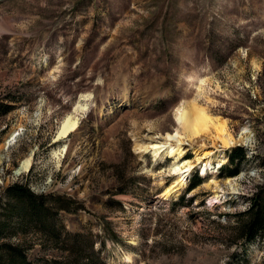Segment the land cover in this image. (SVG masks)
Here are the masks:
<instances>
[{
    "label": "rangeland",
    "instance_id": "1",
    "mask_svg": "<svg viewBox=\"0 0 264 264\" xmlns=\"http://www.w3.org/2000/svg\"><path fill=\"white\" fill-rule=\"evenodd\" d=\"M6 22L0 107L13 109L0 110V202L17 183L59 197L69 210L52 209L38 227L86 235L78 246L90 253L94 241L93 264H264V238L247 246L224 217L264 185V0H0ZM194 100L236 140L247 128L250 142L218 145L224 164L214 157L206 176L198 165L160 198L175 161L136 145L174 133L176 109ZM69 118L79 128L65 136ZM237 148L248 162L221 176ZM196 157L189 149L182 161ZM197 175L203 183L188 193ZM48 233L23 236L30 260L69 264L72 244L48 249Z\"/></svg>",
    "mask_w": 264,
    "mask_h": 264
},
{
    "label": "trees",
    "instance_id": "2",
    "mask_svg": "<svg viewBox=\"0 0 264 264\" xmlns=\"http://www.w3.org/2000/svg\"><path fill=\"white\" fill-rule=\"evenodd\" d=\"M12 106L3 105L1 115H6L12 110ZM247 152L243 148H237L230 154L231 166H224L220 175L223 177H236L241 171V165L248 162ZM203 183L198 175L188 188V193ZM61 199L55 195L35 194L24 184H14L5 190V195L0 202V264H34L29 253L33 248L32 244H27L23 236L34 234L36 231L46 230L38 227L46 221L43 215H49L52 209L58 211L66 210L59 201ZM186 203L185 195L180 198L176 205L184 206ZM69 210V208H67ZM225 219H234L233 230L240 235V238L251 245L259 238H264V185L257 190L251 199L248 208L239 214H225ZM52 217L50 216V219ZM16 220V221H14ZM62 229L64 227L61 226ZM51 230L48 241L51 243L48 249L62 250L61 245L70 242L72 256L67 257L69 264H93L94 256H98L93 251V240H89L91 251L87 253L80 245L86 238L83 234H71L69 232ZM15 240V242H13ZM54 241V242H53ZM104 246L105 242H102ZM85 253V255H84ZM49 264H65L58 260ZM81 262V263H80ZM105 264V263H104Z\"/></svg>",
    "mask_w": 264,
    "mask_h": 264
},
{
    "label": "bare ground",
    "instance_id": "3",
    "mask_svg": "<svg viewBox=\"0 0 264 264\" xmlns=\"http://www.w3.org/2000/svg\"><path fill=\"white\" fill-rule=\"evenodd\" d=\"M9 27V23L7 22L0 24V30L7 31ZM199 90H201V87H199ZM77 110L84 111L86 109L78 105ZM174 117L177 124L174 133H168L165 137L161 138L160 142L153 143L152 145H136L140 153H145V155L151 153L155 158H160L164 155L166 159H173L175 161L171 167V172L177 179L160 195V198H166L171 193L185 188V179L190 176L198 165H201V168L204 167L202 174L206 176L208 169H213L214 157L219 158V160H216L217 164H224L226 159L224 157H217L218 151L215 152V150H218V145H221L222 149L227 150L238 141L246 144L250 142L247 128H243L242 133L238 136L239 139L236 140L227 123L213 116L210 109L201 105L198 100H194L191 105H181L178 107ZM78 128L79 122L69 118L62 134L68 136L76 132ZM14 141L15 138H12L10 144ZM189 149L194 150L197 155L194 162L182 161ZM30 163L29 160L24 163L19 172L28 171L31 166ZM217 172L218 169L214 173ZM216 178L213 176L207 186L214 191V198L219 199L221 184ZM232 184V180L226 182V185Z\"/></svg>",
    "mask_w": 264,
    "mask_h": 264
}]
</instances>
